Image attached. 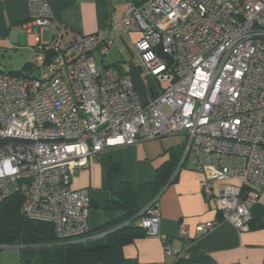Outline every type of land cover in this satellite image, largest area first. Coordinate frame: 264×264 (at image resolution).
Segmentation results:
<instances>
[{"label":"built area","instance_id":"obj_1","mask_svg":"<svg viewBox=\"0 0 264 264\" xmlns=\"http://www.w3.org/2000/svg\"><path fill=\"white\" fill-rule=\"evenodd\" d=\"M25 1L36 40L45 27L57 37L47 0ZM115 28L140 34L131 47L154 84L144 100L127 61L119 70L95 58L114 44L102 31L76 33L63 47L39 42L36 75L0 72V202L21 189L22 216L51 222L59 239L81 238L90 197L73 174L108 147L182 134L179 165L213 167L203 196L246 230L264 191V0H128ZM136 215L145 235L161 237L154 200ZM161 244L164 256L186 254V244Z\"/></svg>","mask_w":264,"mask_h":264},{"label":"crops","instance_id":"obj_2","mask_svg":"<svg viewBox=\"0 0 264 264\" xmlns=\"http://www.w3.org/2000/svg\"><path fill=\"white\" fill-rule=\"evenodd\" d=\"M47 2L58 36L54 37L52 30L45 27L37 41V27L30 22L26 1L0 0V70L15 71L31 64L39 50V42L48 45L57 38L63 47L76 33L102 31L114 44L106 54L94 49L95 58L118 69L121 62L127 61L135 87L136 84L140 87L142 69L131 47L140 34L131 30L120 32L115 28L125 14L128 0ZM27 71L37 74L34 66ZM148 80L152 82L146 78V87ZM175 136L183 135L171 134L140 139L133 145L108 147L73 174V187L86 188L90 197L88 232L79 239L86 240L89 247L104 244L102 233L95 231L109 221L104 204L119 183L126 181L132 189L133 207L141 209L154 200L160 212L161 237L143 235L122 248L123 255L135 259L136 264H264V191L249 205L251 218L246 230H238L230 222L221 220L212 199H206L201 192L203 179L212 177L215 169L208 166L199 171L190 167L186 160L179 165L180 156L175 154L179 153L182 143L176 141ZM170 159L175 160V164L168 179L163 183L156 181L157 169L163 168ZM111 164L115 169H110ZM207 220L216 221L215 226L201 233L198 224ZM181 224L185 230L182 233ZM161 238L175 246L186 244L185 256L178 259L164 256ZM20 247L23 258L50 264L49 246Z\"/></svg>","mask_w":264,"mask_h":264},{"label":"trees","instance_id":"obj_3","mask_svg":"<svg viewBox=\"0 0 264 264\" xmlns=\"http://www.w3.org/2000/svg\"><path fill=\"white\" fill-rule=\"evenodd\" d=\"M42 52L45 53L46 59L53 54L45 47ZM33 66L32 63L27 64L20 70L8 71V73L17 74L32 69ZM0 72L7 71L0 70ZM149 87L152 90L154 84L149 82ZM182 147L183 144L179 153L175 155H181ZM174 164L175 160L170 159L165 162L163 168L157 169L156 181L165 182ZM115 167L113 164L110 165L111 170ZM131 195V186L126 181H121L117 190L111 192V197L104 204L109 221L95 230L102 233L104 244L89 247L86 240L79 238L59 239L51 222L22 216L19 208L23 192L20 189L0 202V245L49 246L51 249L50 264H136L135 259L127 258L122 253L124 245L145 235V230L139 225L136 215L140 208L132 206ZM14 264L36 263L22 257Z\"/></svg>","mask_w":264,"mask_h":264},{"label":"rangeland","instance_id":"obj_4","mask_svg":"<svg viewBox=\"0 0 264 264\" xmlns=\"http://www.w3.org/2000/svg\"><path fill=\"white\" fill-rule=\"evenodd\" d=\"M140 75H141L140 76V81H141L140 87L137 84H136V87L138 88L137 90L139 92L140 98L142 100H144L147 98V95H148L147 87H146V77H145L143 71L140 72ZM175 138H176L175 139L176 141L181 142L182 144L185 143L184 136H175ZM160 139H162V138H160ZM22 256H23V251H22L20 245L0 248V264H14L17 261H19ZM35 263L41 264L39 261H36Z\"/></svg>","mask_w":264,"mask_h":264},{"label":"water","instance_id":"obj_5","mask_svg":"<svg viewBox=\"0 0 264 264\" xmlns=\"http://www.w3.org/2000/svg\"><path fill=\"white\" fill-rule=\"evenodd\" d=\"M2 247H8L7 245H0V248H2Z\"/></svg>","mask_w":264,"mask_h":264}]
</instances>
